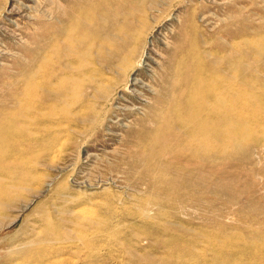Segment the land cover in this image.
<instances>
[{
	"label": "rangeland",
	"instance_id": "374dc122",
	"mask_svg": "<svg viewBox=\"0 0 264 264\" xmlns=\"http://www.w3.org/2000/svg\"><path fill=\"white\" fill-rule=\"evenodd\" d=\"M197 78L224 134L180 163ZM0 264H264V0H0Z\"/></svg>",
	"mask_w": 264,
	"mask_h": 264
},
{
	"label": "bare ground",
	"instance_id": "6f19581e",
	"mask_svg": "<svg viewBox=\"0 0 264 264\" xmlns=\"http://www.w3.org/2000/svg\"><path fill=\"white\" fill-rule=\"evenodd\" d=\"M198 92L188 94L184 85L175 83L172 85L174 101H161L167 107L165 111L156 114L155 122L159 131L169 123L179 125L181 132L176 135L171 146H165L161 155L179 161L180 163L197 157L199 152H205L217 157L221 148V139L224 127L221 123V100L216 86L209 87L201 78L195 80ZM200 90V91H199ZM203 91V93H201ZM179 111H185V116H178ZM193 161V162H194ZM190 163V162H189ZM196 161L195 167L202 170V166ZM178 171L184 170L182 164L178 165Z\"/></svg>",
	"mask_w": 264,
	"mask_h": 264
}]
</instances>
